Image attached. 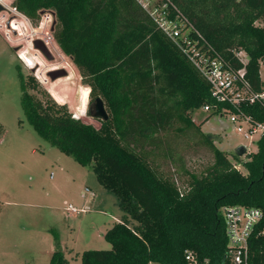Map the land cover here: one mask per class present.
I'll list each match as a JSON object with an SVG mask.
<instances>
[{
	"label": "trees",
	"instance_id": "16d2710c",
	"mask_svg": "<svg viewBox=\"0 0 264 264\" xmlns=\"http://www.w3.org/2000/svg\"><path fill=\"white\" fill-rule=\"evenodd\" d=\"M170 1L233 66L240 63L230 50L243 48L250 87L264 85L258 72L260 61L264 65V27L255 24L264 20V0ZM11 6L32 20L41 10L54 12L52 36L89 87L87 114L97 96L108 113L94 127L48 95L36 97L30 91L37 88L34 78L25 81L19 74L21 108L32 128L78 164L90 166L122 211L104 233L110 249L83 250L80 264H186V249L208 264H229L220 207L233 204L263 211L248 250L249 264H264V232L259 233L264 230V135L254 152L244 153V172L214 145L191 113L209 105V117L220 106L210 98L206 80L142 6L136 0H12ZM243 108L264 122L262 107ZM172 131L190 132L213 155L199 174L187 172L182 188L149 159L170 157L161 134ZM53 233L48 264H70Z\"/></svg>",
	"mask_w": 264,
	"mask_h": 264
},
{
	"label": "rangeland",
	"instance_id": "374dc122",
	"mask_svg": "<svg viewBox=\"0 0 264 264\" xmlns=\"http://www.w3.org/2000/svg\"><path fill=\"white\" fill-rule=\"evenodd\" d=\"M11 3L0 0V264H48L54 250L53 230L65 258L70 264H80L83 250L110 249L104 233L119 221L122 211L115 195L97 182L90 166L78 164L32 128L21 108L19 74L25 81L34 78L37 88L30 91L36 97L48 95L94 127L99 121L87 114L89 87L52 37V13L27 20ZM12 19L17 24H10ZM34 39L45 43L50 59L33 46ZM58 69L66 74L51 79L48 71ZM258 72L264 82L263 64ZM207 114L198 108L191 118L244 172L241 162L245 154L235 158V147L242 144L246 153L254 152L256 138L236 132L228 113ZM172 133L161 134L170 157L149 159L158 173L170 176L182 188L187 172L199 174L212 163L213 155L190 132Z\"/></svg>",
	"mask_w": 264,
	"mask_h": 264
},
{
	"label": "built area",
	"instance_id": "2783aa9c",
	"mask_svg": "<svg viewBox=\"0 0 264 264\" xmlns=\"http://www.w3.org/2000/svg\"><path fill=\"white\" fill-rule=\"evenodd\" d=\"M136 1L156 25L177 44L181 53L206 80L210 98L217 106H220L218 113H228L235 131L251 140L254 138L257 140L264 135V122L254 119L243 108L246 105L257 104L264 109V85L253 89L245 77V64L248 59L245 50L241 47L230 50L233 58L240 63L238 67L233 66L228 59L206 42L170 0ZM12 8L15 10L14 7ZM44 12L52 13L51 10H43L42 13ZM19 14L29 20L22 13L19 12ZM52 15L54 16L53 13ZM10 24H17V22L12 19ZM255 24L264 27V20L259 19L255 21ZM15 30L17 31L16 28ZM18 56L20 58L19 54ZM261 64H263L262 61H260ZM200 108L208 113L213 110L209 105H203ZM69 207L74 209L72 206ZM220 212L227 239L228 263L249 264L248 241L255 227L262 220L263 211L255 206L233 204L221 206ZM263 232L262 228L259 233ZM184 259L186 264H208L206 258L199 259L197 253L191 249L184 251Z\"/></svg>",
	"mask_w": 264,
	"mask_h": 264
},
{
	"label": "water",
	"instance_id": "95a60500",
	"mask_svg": "<svg viewBox=\"0 0 264 264\" xmlns=\"http://www.w3.org/2000/svg\"><path fill=\"white\" fill-rule=\"evenodd\" d=\"M2 8H3V5L0 4V9H2ZM42 12H43V10H41L40 13H42ZM52 13L54 14L53 11H52ZM54 23H55V19L52 22L51 30H53ZM33 46L36 49L40 50V52L45 57H47L48 59L51 58V55H50L48 49L45 47V45L43 44V42L40 39H34L33 40ZM47 74H48V76L51 79H55L58 76L65 75L66 74V71L63 70V69L51 70V71H48ZM89 113H90V116L91 117H94V118H97V119L105 120V119L108 118V113H107V111L105 109L103 100L99 96L95 97L94 100L89 105ZM234 152L238 156L243 155L246 152L245 146L242 145V144L237 145L235 147V151Z\"/></svg>",
	"mask_w": 264,
	"mask_h": 264
}]
</instances>
